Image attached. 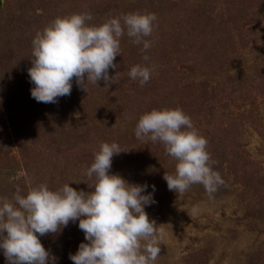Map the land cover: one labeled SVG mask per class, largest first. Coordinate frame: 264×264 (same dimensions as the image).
<instances>
[{
    "label": "rangeland",
    "instance_id": "rangeland-1",
    "mask_svg": "<svg viewBox=\"0 0 264 264\" xmlns=\"http://www.w3.org/2000/svg\"><path fill=\"white\" fill-rule=\"evenodd\" d=\"M79 1L84 5H77ZM239 1L241 5L246 2ZM90 2L77 0L72 6L67 0H0V133L7 141L5 146L0 142V198H11L17 186L22 194H26L31 187L41 183H47L51 190H55L67 182V175L64 173L62 181L54 184L50 175L39 173V167L35 166L34 172L24 167L19 149L14 144L16 131L13 132L24 127L20 115L13 113L16 111L24 114L22 112L29 111L36 102L31 96L34 85L25 72L31 67L32 40L36 32L41 31L38 27L40 19L35 20L34 17L40 8L45 11L46 27L58 16L82 12L91 13L92 20L88 23L98 25L112 14L120 16L138 12L139 6H142L134 0H96V4ZM178 2L179 0L177 5ZM201 2L208 5L213 2L222 5L223 9L226 0L185 1L189 20H193L196 12L193 8L198 7ZM250 7L247 24L244 25L248 33L241 40L233 37L237 50L231 56L232 60L221 69L204 72L198 63L191 61V64H178L172 78L170 73L166 77L163 71L165 64H158L160 55L155 49L156 40L153 36L162 30L159 28L158 17L154 33L145 38L152 43L147 51L142 44H134L126 34L122 36L121 55L115 59L118 69L110 68L109 75L114 76L118 71L117 82L111 85H116L123 93L149 95V92H153L156 95V92L168 90L171 92L169 103L179 108L189 106V110L190 107L195 108L193 101H188L191 91L182 90L178 93L179 87L185 88L184 84L188 83L198 84L195 86L198 90L195 94L200 99L198 95L202 90L216 95V84L225 86L231 97L228 94L222 96L224 106L206 107L205 112H202L212 123L211 132L208 133L213 147L215 149L217 146V151L224 153V145L235 140L255 166L264 172V84L257 83L264 77V0H256ZM148 12L153 13L152 10ZM235 16L238 17L239 13H235ZM167 32L169 34L168 27L165 30ZM242 41L247 43L240 45ZM184 49L182 45L180 52ZM145 55L149 57L147 62L143 60ZM145 63L153 65L155 70L150 80L141 85L138 81H133L128 72L132 66ZM99 84L104 85V81ZM86 86L87 92L82 90L84 95L92 91V86ZM174 93H177V97ZM185 94L189 96L186 98ZM149 99H152L150 95ZM90 117L96 119L94 113ZM121 118L125 119L124 122L131 119L130 115H121ZM24 126H29L30 129V122ZM102 129L100 126L99 131L102 132ZM202 131L207 130H200L201 135ZM26 136L29 139V134ZM222 136L227 140L221 139ZM214 158L211 160L213 170L220 174L224 183L211 197L201 184L192 185L182 195L170 191L163 177L165 173L174 174L175 170L170 171L171 168L158 158H153L145 166L138 168L137 172L143 176H158L157 181L161 186L160 188L158 185L156 191L152 192L157 197L154 199L155 203L145 206L149 218L157 225V238L161 247L155 264H260L258 258L264 252V195L255 194L241 179L235 180L225 162L219 161L220 157ZM237 170L239 172V167ZM115 173L123 177L121 173ZM129 182L138 184L137 181ZM193 207L198 210L195 216L192 215ZM78 225L79 220L70 221L58 234L39 237L44 247L56 257L55 264H73L70 254L76 253L81 242L87 243ZM0 264H7L3 249H0Z\"/></svg>",
    "mask_w": 264,
    "mask_h": 264
},
{
    "label": "clouds",
    "instance_id": "clouds-1",
    "mask_svg": "<svg viewBox=\"0 0 264 264\" xmlns=\"http://www.w3.org/2000/svg\"><path fill=\"white\" fill-rule=\"evenodd\" d=\"M91 13L58 16L32 40L28 75L34 85L31 96L39 103H57L71 94L73 80L87 92V84L109 87L117 82L115 59L121 55L125 34L147 51L157 17L149 12H131L90 24ZM145 62L149 57H143ZM148 63L131 67L128 76L141 85L154 71ZM138 140L161 143L175 161V173L164 174L167 187L178 195L194 184L203 185L209 197L224 183L213 170L208 141L194 127L183 109H152L143 113L135 126ZM117 142H103L94 161L84 170L87 180L70 181L51 190L47 183L22 194L17 186L11 197L0 198V249L7 264H55L56 257L39 237L58 234L69 222L79 220L85 242L70 254L73 264H155L161 253L157 225L145 211L155 203L146 192L148 185L130 183L120 174L110 173L114 155L127 152ZM88 180L93 183L89 185ZM85 182L90 191L77 190L73 182ZM153 192L155 186H152ZM193 207L192 215L197 214Z\"/></svg>",
    "mask_w": 264,
    "mask_h": 264
},
{
    "label": "trees",
    "instance_id": "trees-1",
    "mask_svg": "<svg viewBox=\"0 0 264 264\" xmlns=\"http://www.w3.org/2000/svg\"><path fill=\"white\" fill-rule=\"evenodd\" d=\"M67 1L69 5L73 6L77 0ZM90 1V3H95L96 0ZM185 1L188 0H179L177 5V0L176 2L173 0H134L135 3L142 4L139 6L138 12L152 10L157 19L159 17L158 21L161 26L159 28L162 30L158 33L153 32V36L156 40L155 49L159 51L160 55L158 58L160 61H157L159 66L165 64L163 71L166 77L170 73L172 78L178 64L185 65L188 62L191 64V61L198 63L204 72L216 71L229 63L232 60L231 56L237 50L233 43L235 39L233 37H237L239 40L246 37L248 29L245 26L251 9L250 5L256 0H246L244 5H241L239 0H226L223 9H221L222 5L213 2L209 5L206 2H201L198 7L193 8L196 11L194 18L192 17L193 20H189L190 15ZM77 5L84 4L79 1ZM41 9L39 13L34 14V17L35 20L40 19L41 23L38 27L43 30L42 27L46 23L44 21L45 11ZM167 12H170L169 15L165 14ZM237 12L239 16L234 17ZM112 17H116L115 14L109 18ZM167 27L169 34L165 33ZM246 43L242 41L240 45ZM182 45L185 49L180 52ZM25 75L29 78L28 70ZM257 83L264 84V77ZM87 85L92 86V91H89L88 95L82 94V90L76 82H73L71 94L58 98L57 103L45 104L36 101L29 111L22 112L24 114H18L16 111L13 113V115H20L22 127H24L13 131H16L14 144L19 149V154L25 164L24 167L30 172H34L35 166L39 167V173L44 172L50 175L54 184L62 181L63 173L67 175L66 183L87 180L83 172L94 161V154L99 150L100 144L117 142L128 151L114 155L110 173L119 172L128 181H137L138 184L146 183L148 185L146 192L152 193L154 185L156 191V187L159 185L158 176H143L137 172L138 168L145 166L149 160L158 158L159 161L171 168L170 171H174L176 161L166 154L161 143L138 140L134 129L143 113L152 109L176 108L177 106L168 102L171 92L165 90L156 92V95L149 92L152 98L149 99V95L146 94L123 93L116 85L109 87L105 84L92 85L88 83ZM184 85L185 88L179 87L178 93L182 90L191 91L192 98L189 94H185V97L189 96L188 101L190 103L193 101L195 108L190 107L189 110V106H187L181 107V109L191 118L198 131L207 130L202 131V135L208 141L207 150L211 155V160L216 156L220 157L219 161L225 162L235 180L241 179L240 181L243 184H248L249 189L255 194L263 196L264 172L255 166L247 153L239 147L235 140H231L230 143L228 141L224 145L225 152L219 153L216 149L217 146L214 149L212 138L209 136L212 123L202 112H205L206 107L224 106L221 98L224 94L230 96L229 91L225 86L216 84L215 88L218 90L216 95L210 91L202 90V93L198 95L200 99H198L195 94L198 91L195 86L198 84ZM199 86H201L200 83ZM192 90L195 92L192 93ZM173 95L177 97V93ZM113 110L116 112L112 113ZM92 113L95 114L96 119L90 117ZM121 115H130L131 119L124 122L125 119L121 118ZM115 116L119 117L113 119ZM27 122H30V129L29 126H24ZM100 126L103 128L102 132L99 131ZM26 133L29 134V139L26 138ZM221 139L227 140L224 136ZM0 142L4 146L7 144L5 136L1 133ZM25 149L26 151H24ZM238 167L240 173L237 170ZM87 183L91 185L93 181L88 180ZM72 185L77 189L89 190L88 185L83 181L79 184L73 182ZM158 187L161 188L160 185ZM153 196L154 199L157 198L156 195ZM258 259L260 264H264V252Z\"/></svg>",
    "mask_w": 264,
    "mask_h": 264
}]
</instances>
